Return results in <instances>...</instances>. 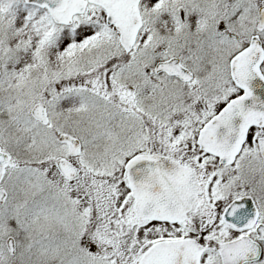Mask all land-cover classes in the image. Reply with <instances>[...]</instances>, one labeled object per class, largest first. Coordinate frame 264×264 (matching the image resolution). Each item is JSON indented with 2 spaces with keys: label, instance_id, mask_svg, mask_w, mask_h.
I'll use <instances>...</instances> for the list:
<instances>
[{
  "label": "snow or ice",
  "instance_id": "6c2138e0",
  "mask_svg": "<svg viewBox=\"0 0 264 264\" xmlns=\"http://www.w3.org/2000/svg\"><path fill=\"white\" fill-rule=\"evenodd\" d=\"M0 264H264V0H0Z\"/></svg>",
  "mask_w": 264,
  "mask_h": 264
}]
</instances>
